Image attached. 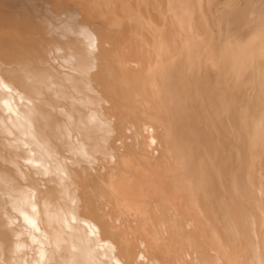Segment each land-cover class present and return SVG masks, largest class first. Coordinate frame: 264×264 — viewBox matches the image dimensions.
Segmentation results:
<instances>
[{"label": "bare ground", "instance_id": "obj_1", "mask_svg": "<svg viewBox=\"0 0 264 264\" xmlns=\"http://www.w3.org/2000/svg\"><path fill=\"white\" fill-rule=\"evenodd\" d=\"M0 264H264V0H0Z\"/></svg>", "mask_w": 264, "mask_h": 264}]
</instances>
